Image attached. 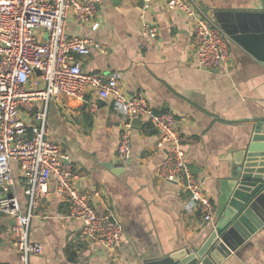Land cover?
Returning <instances> with one entry per match:
<instances>
[{
	"label": "crops",
	"instance_id": "obj_1",
	"mask_svg": "<svg viewBox=\"0 0 264 264\" xmlns=\"http://www.w3.org/2000/svg\"><path fill=\"white\" fill-rule=\"evenodd\" d=\"M102 0L97 6L99 27L78 22L69 13L68 36L88 38L93 46L79 58L85 73L120 72L121 91L142 95L155 112H169L179 121L178 132L186 161L214 206L213 221L201 222L182 184L162 181L157 169L163 153L157 134L143 120L133 123L131 159H116L123 116L112 100H102L88 87L83 99L61 98L47 105L49 139L67 157L76 189L89 196L98 213L110 211L122 227V242L114 256L78 241L81 223L65 218L66 206L50 184L41 201V214L30 222L29 239L42 247L30 264H147L188 248L199 249L213 232L225 205L228 166L264 118V66L235 41H228L225 69L197 67L191 49L193 24L183 13L156 2L147 20L158 34L144 51L137 48L139 0ZM217 22L226 12L253 7L257 0H186ZM42 104L36 103L35 110ZM30 120V113L22 111ZM12 193L21 212L27 198L19 170L13 165ZM11 217L0 214V264H16ZM224 264H264V228L254 233L237 255Z\"/></svg>",
	"mask_w": 264,
	"mask_h": 264
},
{
	"label": "built area",
	"instance_id": "obj_2",
	"mask_svg": "<svg viewBox=\"0 0 264 264\" xmlns=\"http://www.w3.org/2000/svg\"><path fill=\"white\" fill-rule=\"evenodd\" d=\"M140 30L137 48L144 51L158 29L147 20L156 2L169 11L183 13L193 24L191 49L198 68L206 71L225 69L228 41H233L220 25L206 17L194 2L186 0H139ZM102 0H0V214L11 217L16 264H30L42 247L29 239L30 222L41 214V201L54 184L55 194L66 206L65 218L77 220L81 228L77 240L102 248L114 256L122 242V227L110 211L98 213L89 196L75 187L78 174L68 157L49 139L47 105L61 98L83 99L88 87L102 100H112L123 116L116 159H131L133 120L146 123L157 134L156 149L163 158L157 177L182 184L203 223L213 221L214 206L201 182L191 172L178 132V119L169 112H155L142 95L126 96L121 91L120 72L85 73L79 58L86 57L90 39L68 36L65 26L69 13L92 30L97 6ZM36 71L39 74H36ZM42 104L35 110L36 103ZM28 111L27 120L22 111ZM13 165L20 172L27 212L12 193ZM87 264V259L81 260Z\"/></svg>",
	"mask_w": 264,
	"mask_h": 264
},
{
	"label": "water",
	"instance_id": "obj_3",
	"mask_svg": "<svg viewBox=\"0 0 264 264\" xmlns=\"http://www.w3.org/2000/svg\"><path fill=\"white\" fill-rule=\"evenodd\" d=\"M217 22L264 66V0L245 10L219 14ZM226 179L225 205L204 244L195 251L184 248L147 264H224L264 228V118L253 125L250 142L231 160Z\"/></svg>",
	"mask_w": 264,
	"mask_h": 264
}]
</instances>
